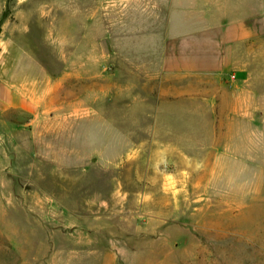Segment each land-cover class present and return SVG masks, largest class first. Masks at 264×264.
Segmentation results:
<instances>
[{"label":"rangeland","instance_id":"rangeland-1","mask_svg":"<svg viewBox=\"0 0 264 264\" xmlns=\"http://www.w3.org/2000/svg\"><path fill=\"white\" fill-rule=\"evenodd\" d=\"M88 1L0 0L2 76L71 71L72 32L86 31L72 13L79 5L86 14ZM261 60L243 86L254 93L253 140L204 171L151 164L148 149L120 164L117 141L103 156L101 140L92 152L81 132L76 149L58 153L53 134L33 143L0 121V264H264ZM157 62L154 53L112 52L106 68L118 88L145 83ZM86 87L78 84L82 100ZM72 152L77 167L63 165Z\"/></svg>","mask_w":264,"mask_h":264},{"label":"crops","instance_id":"crops-1","mask_svg":"<svg viewBox=\"0 0 264 264\" xmlns=\"http://www.w3.org/2000/svg\"><path fill=\"white\" fill-rule=\"evenodd\" d=\"M74 11L73 24L85 22L86 31L72 32L71 71L38 80L0 73L9 131L33 143L53 134L58 153L76 149L81 132L92 152L101 140L103 156L117 141L120 164L148 149L151 164L193 171L230 156L249 133L253 140L254 93L243 86L263 63L264 0H89L86 14ZM112 52L154 53L157 70L145 83L113 87ZM72 157L63 165L77 167Z\"/></svg>","mask_w":264,"mask_h":264}]
</instances>
